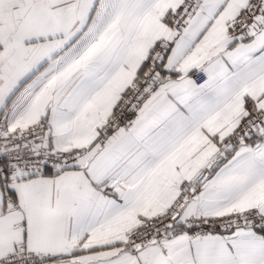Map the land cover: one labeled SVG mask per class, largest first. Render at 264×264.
I'll return each instance as SVG.
<instances>
[{
    "label": "snow or ice",
    "instance_id": "obj_1",
    "mask_svg": "<svg viewBox=\"0 0 264 264\" xmlns=\"http://www.w3.org/2000/svg\"><path fill=\"white\" fill-rule=\"evenodd\" d=\"M0 264H264V0H0Z\"/></svg>",
    "mask_w": 264,
    "mask_h": 264
}]
</instances>
